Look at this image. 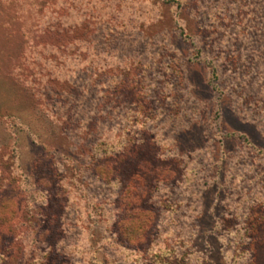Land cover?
Listing matches in <instances>:
<instances>
[{
	"label": "rangeland",
	"instance_id": "rangeland-1",
	"mask_svg": "<svg viewBox=\"0 0 264 264\" xmlns=\"http://www.w3.org/2000/svg\"><path fill=\"white\" fill-rule=\"evenodd\" d=\"M68 1L0 0V185L10 176L28 203L41 206L47 197L46 264H195L185 261L196 260L190 235L202 264H264V209L251 220L239 216L249 199L264 201V155L240 136L264 149V31H247L246 0H85L86 16ZM50 16L87 28L57 37L38 31ZM125 80L136 84L135 95L114 91ZM114 93L119 106L106 102ZM132 140V159L118 175H136L147 190L169 175L186 212L180 222L200 194L202 207L216 193L214 209L228 205L236 217L219 216L214 235L207 217L167 238L163 227L162 235L150 228L138 239L140 227L109 210L100 240L84 219L97 214L86 195H111L102 173L115 169L111 161ZM200 142L201 152H191ZM11 204L24 205L0 186V209ZM139 208L153 207L143 198ZM243 222L253 226L242 247L233 230L219 237ZM6 239L16 244L21 235ZM36 255L28 264L41 262Z\"/></svg>",
	"mask_w": 264,
	"mask_h": 264
},
{
	"label": "trees",
	"instance_id": "trees-1",
	"mask_svg": "<svg viewBox=\"0 0 264 264\" xmlns=\"http://www.w3.org/2000/svg\"><path fill=\"white\" fill-rule=\"evenodd\" d=\"M84 4L83 6L81 4ZM76 4L78 8H82V13L84 16H86V11L88 8V3L85 0H69L68 5ZM81 5V6H80ZM245 6L246 13L250 16V19L248 20V25L246 26L247 31H257L258 29L264 31V0H246ZM40 8H44V4H40ZM57 10H60V8H57ZM68 10V9H66ZM182 11H185V8L183 7L181 9ZM40 28L38 31H55L54 37L58 36L57 31H82L85 30L87 27L85 25L80 24L78 28L71 27L69 25L62 24L61 21H58L56 19H53L51 16L46 20V22L43 25H39ZM123 91V92H129L133 95L138 92L136 84L132 81H122V83H118V85L115 87L114 91ZM107 103L113 104V106H119L118 99L115 96V93L110 97V99L106 100ZM139 103V101H137ZM111 104V105H112ZM116 109V107H115ZM244 120V119H243ZM71 126V125H69ZM94 126V125H93ZM87 132H90V128H86ZM244 142L249 146L250 149L254 151V153L258 155H264V149L261 146H256L252 144L248 137L245 134L240 135ZM231 138L229 134H225L222 136V138ZM221 138V139H222ZM222 141V140H221ZM135 143L133 140L131 141V144L122 145L123 149L122 151L115 156V159L113 162L111 161L112 166L115 167V169H110L106 167L105 171H103V176L105 178L103 181L107 183H111L113 189L110 191L111 195H106L105 197L102 196V198H96V196L90 195V192L86 195L87 203L89 204V207H92L95 211H97V214L95 212V215L91 217L90 215H85L84 219L86 220V223H91V228L93 230H98L100 232V240L104 239L103 234H105L106 231L109 229V223L110 219L103 218L105 214H107V211L111 210L115 212V218H117L116 213H122L123 215L127 216L126 220H131L134 223L140 227V230L143 234L141 236H138V239H143L144 232L150 230H154L157 235H162L164 232V228H166V231L164 233V237L167 238L168 233L173 231L177 228L180 229L188 228L192 230L194 228V223L197 221L199 222L200 219L203 218H210L214 220V225L210 228V234H215V228H217L218 217L222 216L224 218H234L236 217V211H230L228 205H222L220 208L221 211H216L214 209V200L215 197H218L216 193H214V198L211 199L210 204H208L205 207H202V195H198V197L188 203L190 208L188 212V215L186 217L185 221L186 226L184 222H180L181 220V212L183 210L180 208V203L176 201L177 196H175L172 191L175 192V190L170 189V185L167 184V181H169V175H165L164 177H159L158 180H154L151 182V188L145 189L142 185L138 184L137 176L133 175L130 176L127 179H123L118 175V168L120 165H122L125 162L131 161V152L134 149L132 146ZM222 146L224 141L221 142ZM201 142L197 146H193L191 152L198 151L200 153L201 149ZM189 150H179L180 153L188 152ZM180 153V154H181ZM208 156V155H207ZM209 157V156H208ZM198 165L195 163L192 166V170L194 172V175H197V169ZM115 172V173H112ZM169 172V171H167ZM169 174H171L169 172ZM219 177V176H218ZM194 178V177H193ZM122 180V181H121ZM261 182V181H259ZM15 181L13 178L8 176L4 180V184L0 185L2 188L3 193H10V195L16 200L18 203L24 204L21 208H17L14 204L7 205L2 210L0 209V264H28L31 263V261L36 256L39 257V254L41 255V262L39 264H46L48 261V258L51 257L52 250L47 245L46 239L48 237V231H41L40 225L42 220L47 219L48 223H50V219L53 218V215L51 214V211L47 208V197L44 204L35 205L33 203H28V198H26L23 193L19 192L13 185ZM122 185V187H120ZM216 186V185H215ZM216 192V187H209ZM208 188V189H209ZM174 189V188H173ZM205 187L203 190H206ZM161 190V191H160ZM251 192V189L248 191ZM191 194L196 195V191L194 188H192ZM257 195V194H256ZM262 197V196H261ZM115 198V199H112ZM146 199V202L152 206V210H142L139 208L140 203L142 202V199ZM115 200V201H114ZM249 206L247 205L244 207H241V210L239 211V216L243 219L245 218V221L251 220L252 216L254 215V209L256 207H262L264 209V201L258 202L257 200H251L249 199ZM184 206V205H183ZM182 206V207H183ZM155 208V209H154ZM91 209V210H92ZM102 212H105L102 214ZM230 212V213H228ZM186 214V212H183ZM218 214V215H216ZM195 216V217H194ZM215 216V219H214ZM217 217V218H216ZM259 217L262 218V215H259ZM189 218V219H188ZM86 224V225H87ZM241 224V223H240ZM253 224H250L248 227L245 226V223L243 222L241 224V228L235 226V229H224L222 230L219 237H226V233L229 230H233V233L236 234V240H232L236 247H242L244 243L248 240L247 236L249 234V231H251ZM164 227V228H163ZM238 228V229H237ZM148 229V230H147ZM183 230V229H182ZM19 233L21 235V241L28 240L30 242V245H27V242L21 245V241L17 242L16 244H13L12 240L9 242L8 239H6L7 236H11L12 239L16 233ZM178 232V231H177ZM197 231L194 232L196 234ZM180 234V233H179ZM192 235L189 236L188 239H186V244L189 245V250L195 254L193 257H196V260L193 261L190 257L185 260L186 263L192 262L195 264H202V259L199 257L200 253L198 250L195 249V247L192 246ZM175 238L179 239V236ZM194 239V238H193ZM177 240V239H176ZM157 242V240L155 241ZM44 246V247H43ZM28 248L26 254L24 253L25 248ZM47 248V252L43 249ZM179 247H177L174 251H176V257L180 258L185 255L184 253H179ZM198 252H196V251ZM41 252V253H40ZM46 252V253H45ZM54 252V251H53ZM241 253V252H240ZM244 253L248 255L249 251L246 249L244 250ZM174 256V257H175ZM177 258V259H178ZM78 264H82L81 261H77ZM74 264V263H73ZM141 264V262H140ZM164 264V263H163Z\"/></svg>",
	"mask_w": 264,
	"mask_h": 264
}]
</instances>
